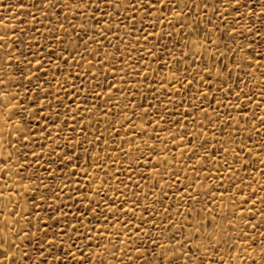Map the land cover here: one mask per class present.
<instances>
[{"label":"rangeland","instance_id":"1","mask_svg":"<svg viewBox=\"0 0 264 264\" xmlns=\"http://www.w3.org/2000/svg\"><path fill=\"white\" fill-rule=\"evenodd\" d=\"M28 2L34 3L35 0ZM204 2L166 0L162 15L156 9L148 15L142 9L135 10L136 25L133 27L132 10L126 6L119 10L106 8L104 0H99V11L94 15L98 19L103 16L100 23L105 24L107 13H112L111 32L105 33L106 39L90 29L92 21L89 16L93 14L94 5H88L83 17L69 7L61 13L60 19L63 21L67 15L71 27L68 22L64 23L68 36L59 46L56 38L62 35V31L54 22V15L49 16L43 10L37 12L34 8L22 12L11 6L0 7V19L10 27L15 26L17 33L21 28L25 30L18 37L17 33L9 31L10 39L0 41L4 44L0 48V79L8 80V91L17 97L11 103L21 106L11 109L17 115L8 120L5 114L8 106L0 99V105H4L0 107V160H4L0 168L5 163L10 168L0 176V187L5 183L8 185L7 192L13 193V200L18 202L17 212L26 209L25 214L31 212L32 224L39 216V227L55 230L58 225L49 216L58 215L62 206L70 224H76L77 232L84 234L83 242L88 246L82 248L83 254L103 258L105 264H127L129 255L132 256V264H157L161 259L158 255L161 246L166 247L169 253L186 251L189 244L184 243V238L197 227V220L203 225L205 217L211 220L215 216V223L239 247L230 248L223 242L215 250L209 246L203 257L206 264H217L220 260L224 264H249L245 252L256 255L259 249L256 245L246 247L243 239L237 237L247 233L249 244L255 237L258 245L260 233H264V219L259 211L264 207L261 203L264 188L260 187L264 184L260 173V161L264 160V151H260L264 128L257 124L258 131H253L252 122L253 115L257 121L264 116V103L256 106L264 84L255 68L236 69L233 65V80L238 76L240 81L247 80V83L233 84V80H229L228 83L233 84L230 94L226 84L214 79L215 68L211 75L203 73V68L222 54L223 60L228 61L227 51L237 47L236 44L221 42L228 39L227 31L231 30L228 26L233 25L235 13L229 10L227 18L221 21L213 15L211 7H197ZM213 2L207 0L209 5ZM11 3L12 0H0L3 5ZM220 7L223 9L224 5ZM173 11L180 15L174 18ZM209 19L217 29L227 28V31L217 41L216 47L209 46L207 51L200 53L204 59L199 61L184 45L186 41L196 40L197 34L190 31V26L197 22L201 37L199 43L208 45V41L202 38L205 30L213 29ZM82 23L87 36L79 27ZM239 23L242 28L237 39L244 44V39H241L246 36L244 29L259 28L260 25L255 17L249 19L246 16ZM181 25H184L182 30ZM4 31L0 27V35ZM145 33L149 36L147 43L142 39ZM220 35V31H213L210 39L217 40ZM93 36L100 44L89 40ZM83 41H88L86 46ZM64 47L76 49L74 55H67L68 63L57 59V54ZM253 48L264 52V43L257 41ZM97 51L101 61L107 59L106 65L98 64ZM184 52H188L186 60L183 59ZM210 52L215 53L212 60H209ZM144 72L148 73L147 79L138 75ZM245 72H251L252 79L248 80ZM30 74L31 79L28 78ZM12 76L16 79H9ZM201 76H204V83H200ZM177 78L180 83L175 82ZM189 80L193 81L190 87L187 84ZM209 81H213L211 89L205 87ZM109 84L112 85L111 92L107 87ZM217 88L223 91H217ZM4 90L0 88V91ZM241 90L243 94L236 99L234 93ZM205 92L208 95H202ZM245 94L252 97L251 103ZM219 101L222 103L218 104ZM193 105L201 110L187 112ZM217 115L219 119H216ZM229 116L232 120L227 119ZM207 119L212 120L211 126H205ZM17 124L23 134L17 130ZM181 124L185 127L181 128ZM236 125L240 127L229 135ZM169 133L175 137V143ZM188 134L195 135L191 143L188 142L191 138ZM29 135L30 139L26 140L24 137ZM157 135L164 143L149 139ZM181 135L186 137L184 142L180 140ZM142 141L149 145L156 143L158 155L166 157V162L158 163L155 158L147 160L148 151ZM194 143L198 145L195 153L189 151ZM41 145L45 151L37 164L33 153L40 152ZM165 146L167 150L161 151ZM242 146L244 152L240 151ZM249 148H252L253 155H249ZM10 153L11 160L4 159ZM257 154L259 159H256ZM68 157H71L70 163ZM29 163L31 168L26 167ZM73 165L76 166L75 171H70ZM156 168L161 171L157 172ZM31 172H37L40 182L50 186L47 191L34 182L35 177L33 182L27 179ZM49 173H52L51 177ZM23 185H29V188L25 189ZM53 190L54 196L40 202L41 195L48 196ZM30 197H34L39 207L31 206ZM211 197L215 200L209 202ZM125 200L128 204H124ZM137 201L133 212L120 217L121 222L131 219V228L129 234L120 230L119 237L123 243L113 252L112 244L116 243L114 237L120 225L114 222L116 214L108 216L107 209L114 206L127 208ZM253 201H256L254 207ZM89 203L93 207L98 206L95 215L91 207L85 210ZM248 209H251V214ZM101 212L103 216L99 215ZM222 215L225 217L223 220ZM228 220L232 221V228L228 227ZM253 225H256L255 229ZM4 226L0 215V227ZM11 227L27 229L28 224L21 221ZM89 235L92 237L90 242ZM9 239L14 237L9 236ZM154 239L157 241L155 248L152 244ZM178 240L184 245L183 249L176 248ZM80 243L77 241L78 245ZM105 247L108 252L103 251ZM113 254L116 259L112 258ZM184 260L180 255L178 264H184Z\"/></svg>","mask_w":264,"mask_h":264},{"label":"snow or ice","instance_id":"2","mask_svg":"<svg viewBox=\"0 0 264 264\" xmlns=\"http://www.w3.org/2000/svg\"><path fill=\"white\" fill-rule=\"evenodd\" d=\"M92 4L94 5L93 8V14L89 16V19H91L92 23L90 25L91 30H95L97 35L101 36L102 38L106 39L105 33L111 32V17L112 13H107L108 20L105 22V24L100 23V19L103 18H96L94 13L96 11H99V0H35L34 3H29L28 0H12V3L10 5H3L0 4V7H8L11 6L12 8H19L22 12H24L27 9L34 8L37 12H40L43 10V12L49 16L54 15L56 17L55 23L60 25V29L62 31V35L60 37H57L58 45L64 42V37L68 36V30L64 28V23L68 22L69 27H71V23L68 21V16L65 15L63 21H61V13L64 12L65 9H68L71 7L75 12L79 13L83 17V13L87 10L88 5ZM221 5H224L223 9H221ZM104 6L111 7L114 10H119L121 7L126 6L129 10L133 11V20H132V26L135 27L136 21L134 19L135 10H144L145 15H148V13L152 12L154 9L157 11H161V15L163 14V11L166 6V0H104ZM197 7H202L204 9H207L211 7L213 9V15H215L218 19L221 21L225 20L227 18V14L229 10L231 12L235 13V16L233 18V25H229L228 27L231 29L230 31H227L226 29H217L215 24L211 19H209L208 23L213 24V29H207L205 30V34L203 36V40L208 41V45L205 46L203 44H200L199 41L201 40V37L199 35L200 28H199V22L197 24L190 26V31H195L197 34L196 40L192 41H186L184 47L188 48L190 51H192V54L195 56L196 60L203 61L204 57L200 53L203 51H207V47H216L217 41L221 40V38L224 36L225 31H227V41H221L225 43L226 45L228 43L236 44V48H231L227 51V55L229 56L228 61L223 60V54L216 58L214 63H209L203 68V73L205 75H211L213 68H215V74L214 79L219 80L221 84L227 85V91L231 94L232 93V87L235 83H247V80L240 81L239 77L237 76L235 80H233L232 76V70L233 65H235L236 69H241L242 67L246 68H255L256 71L259 72L261 83L264 84V52L255 51L253 48V44H255L257 41L264 43V0H214V2L209 5L207 3V0L202 5H197ZM51 10V11H49ZM27 15V13H25ZM173 17H177L180 15V13H177L175 11L172 12ZM248 17L251 19L252 17H255L256 20L259 22V28H246L244 31L246 32V36L241 37V39H244L245 43L240 44L239 39H237L238 36H240V31L242 26L240 25L239 21L244 19V17ZM32 19H35V15H32ZM75 19V16L73 17ZM24 23V21H22ZM119 23V22H118ZM141 23H143V20H141ZM161 23L163 21L161 20ZM0 27L5 29L4 33L0 35V41L6 42L8 39H10L8 32L11 31L13 33H17L15 26H9L4 19H0ZM79 27L84 30V24H80ZM184 25H181V30L183 29ZM103 29V31H101ZM55 32V29L52 30ZM213 31H220L221 35L217 37V40H211L210 34ZM25 30L24 28H21L19 32L17 33V37L19 35L24 34ZM128 32L131 33V28L128 29ZM84 35L87 36L88 32L87 30H84ZM169 36H171V33H168ZM145 43H147L149 36L147 33L144 34L142 37ZM89 40L93 43L100 44V41L96 39L95 36L89 37ZM22 43V42H21ZM69 43H71V39L69 38ZM84 45L86 46L88 41H83ZM101 46H103L101 44ZM259 46V45H257ZM4 47L3 43H0V48ZM11 47V45H9ZM87 51L92 52L93 50L87 49ZM76 49L72 48L69 49L67 47H64L60 54H57V59L62 60L64 63H68L67 55L68 54H75ZM239 53V55H237ZM97 62L100 66H104L107 64V59H104L101 61L99 59V53L97 51ZM107 55V54H106ZM209 60H212V58L215 56V53H208ZM188 52L183 53V59H187ZM131 59V57H129ZM11 62V58H9L8 63ZM75 62V60H73ZM88 63H91V61H88ZM127 63V62H125ZM139 63V61H138ZM37 64H39V60H37ZM163 66V65H162ZM146 67V65H145ZM180 71L179 65L177 62V68L176 73L178 74ZM185 72H187V67H185ZM115 74V73H113ZM68 75L70 76L71 73L69 72ZM138 75H142L145 79L148 77V73H138ZM245 76L248 80L252 79L251 72H245ZM21 78H23V73H21ZM31 79V74L28 77ZM171 78V77H170ZM9 79L15 80L16 77L12 76ZM55 79V76L53 77ZM233 80V84H229L228 81ZM176 83H180L181 80L177 78L175 80ZM59 83V82H58ZM193 81L189 80L187 81L188 86L190 87ZM200 83H204V76L200 77ZM213 81H209L205 87L208 89L212 88ZM8 80L0 79V88L5 89L4 91H0V99L6 102L8 109L6 111V115L8 120H12L13 116H16L17 114L14 111H11V109L16 107H21L20 105H13L11 103V100L16 99L17 97L13 95L10 91H8L9 88ZM17 88L19 86H16ZM109 92H111L112 85L109 84L108 86ZM217 91H223L221 88H217ZM27 91V89H25ZM243 94L242 90L241 92L234 93L235 98L239 99L240 95ZM65 95L67 93L65 92ZM99 94H97L98 96ZM202 95H208L207 92L203 93ZM246 95V94H245ZM246 99L249 103L252 101V97H249L246 95ZM184 101L181 100V103ZM34 103V102H33ZM219 103H222V101H219ZM260 103H264V87L260 90V98L257 101V107H259ZM0 107H4V105H0ZM237 108L240 107V105H236ZM200 107L193 105L191 108L187 109V112L191 111H200ZM23 109L21 108V112ZM11 114H8V113ZM204 115L207 117V111L204 110ZM248 113L245 112V117H247ZM216 119H219V116L217 115ZM228 120H232V117H227ZM39 120V118H37ZM125 122H127V118H125ZM195 124V120L192 121ZM253 122V131H258L257 124L259 125V128H264V116H261L259 120L257 121L255 115L252 117ZM54 123V122H53ZM151 123V121H149ZM187 119L185 120V124H187ZM185 124H181L180 127L184 128ZM212 120L207 119L205 126H211ZM237 127H240L239 125L234 126L230 132L229 135H232ZM17 130L23 134V130L20 128L19 124H17ZM29 133H31V129H28ZM223 131V129H221ZM169 136H172V133H169ZM189 137H191L188 142L191 143L192 140L195 139L194 134H188ZM26 140L30 139L29 136L24 137ZM185 135H181L180 140L181 142H184ZM51 139V138H49ZM149 139H154L155 141H158L159 143H164L163 140L160 139V137L157 135L155 137H149ZM173 143H175V137L172 136ZM249 140H251V137H249ZM142 143L145 145L146 150L148 151L147 160H153L154 158L159 162H166V157L161 158L158 155V151L156 148V143H153L151 145L147 144V141H142ZM51 145H49L50 147ZM58 146V145H57ZM197 144H193L192 148L189 149V151L195 153ZM139 147V146H137ZM202 147V145H201ZM41 151L40 152H34L33 158L36 161V163H39V157L41 154L45 151L43 145L40 146ZM167 146H165L164 149L161 151H166ZM241 152H244L245 149L242 146L240 149ZM249 155H253L252 148H249L248 150ZM260 151H264V140H261L260 142ZM143 155V153L141 154ZM12 154H8L7 157L4 159L11 160ZM59 158V154H57V159ZM256 159H259V155H256ZM69 163L71 162V157H68ZM0 163H4V160H0ZM51 163H55V161H52ZM240 164H244V161H240ZM261 163V169L260 173L261 176L264 177V160L260 161ZM26 167L31 168V163H29ZM75 165H73V169L70 171H75ZM153 167H156L153 165ZM10 168L7 163H5L3 168H0V176H4L5 173L9 172ZM156 171H161L159 168H156ZM232 171V169H230ZM52 173H49V177H51ZM61 176H63V173H61ZM35 179V183L39 184L41 187H44L47 191L50 186L43 185L37 175V172H31L27 179H29L30 182H33V178ZM8 179H11V176L7 177ZM19 176H17V179L19 180ZM207 178V177H205ZM67 179V178H66ZM177 181H173V183H176ZM255 181H253L254 183ZM25 189L29 188V185H23ZM261 188H264V184H261ZM8 185L5 183L2 187H0V215L3 217V224L4 227H0V264H105V260L103 258H98L96 255L91 256H85L82 252L83 247H87L88 244L83 242V233L77 232L76 224H70L67 218V214L63 210V207L61 206L58 212V215L55 216H49V219L54 223L58 225V228L53 229H42L39 227L41 221L39 219V216L35 218V224L31 223V220L33 219L31 212L26 213V209H22L21 211L17 212L16 204L17 201L13 200V193L7 192ZM91 190V189H90ZM186 192L189 191V189H185ZM7 193V195H6ZM15 195H19V193H15ZM55 195V190L50 192L48 196L41 195L39 197L40 202H43L52 196ZM252 195H255V192L252 193ZM251 197H249L250 199ZM32 201V207L37 208L39 205L37 204L34 197L29 198ZM212 200H215V197H211L209 202ZM25 203H28V201H25ZM114 204V202H112ZM137 202H133V204L127 208L124 207H112L107 209L108 216H112L113 213L116 214L115 223L120 225V228L117 229L116 235L114 237L116 243L112 244V250L114 252L115 248L118 247L120 244L123 243V241H120L119 232L120 230H123L125 234H129V229L131 228V219L121 222L120 217L123 216L125 213L133 212V208L135 207V204ZM253 207L255 206L256 201H253ZM261 203L264 205V197H261ZM13 205L12 207H9V205ZM124 204H128V201L125 200ZM89 207L92 209V214L95 215L97 213V207H93L91 203L85 205V210H87ZM49 208H52L51 205H49ZM53 211H56V209H52ZM146 210V209H145ZM249 213L251 214V209H248ZM261 217L264 219V207H262L260 210ZM16 213L15 216L12 214ZM100 216H103V212L99 213ZM75 219V217H73ZM105 219H107L105 217ZM221 219H225V217L222 215ZM216 217L213 216L211 220H208L207 217H205L206 223L201 225V222L197 220V227H195L191 234H189L186 238H184V243L189 244V247L186 251H180L179 254L175 250H173L171 253L168 252V249L164 246L160 247V252L158 255L161 257V259L157 262V264H178V258L180 255L184 256V264H206V261L204 260V255L208 253V248L211 246L213 250L218 248L220 244L223 242L224 244H227L230 248H236L239 247L234 241H231V237L228 235L227 232H224L220 226H218L215 223ZM21 221H25L28 224L27 229L25 228H13L11 227L13 224H19ZM77 223L79 221L77 220ZM247 224V221H245ZM228 227L232 228L233 224L231 220L227 221ZM35 229L34 231L32 229ZM256 228V225H253V229ZM210 230V231H209ZM105 231H107V226L105 227ZM212 233H216V235H212ZM75 234V235H74ZM9 236L14 237V239H9ZM238 239H243L244 245L246 247H251L256 245L259 249L258 253L256 255H253L251 253L245 252V255L248 257L249 264H264V233H260V242L257 245L256 238L253 237L251 240V243L248 242V236L247 233H242L240 236L237 237ZM89 242L92 240L91 235L88 237ZM24 241H27V244L24 243ZM77 241H80L81 243L78 245ZM231 241V242H230ZM111 243V241H110ZM153 247H156L157 241L154 239L152 241ZM194 245V246H193ZM96 247H100L99 243H97ZM184 245L178 240L176 244V248L183 249ZM137 252L140 251L139 247H137ZM103 251L108 252L109 249L105 247ZM253 251L256 252V248H253ZM113 259H116L115 255L112 256ZM127 264H132V256H128ZM217 264H224L223 260H220L217 262Z\"/></svg>","mask_w":264,"mask_h":264}]
</instances>
